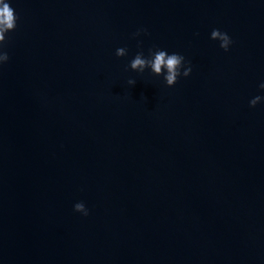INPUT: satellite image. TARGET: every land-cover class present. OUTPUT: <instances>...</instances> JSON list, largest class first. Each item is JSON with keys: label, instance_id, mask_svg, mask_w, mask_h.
I'll use <instances>...</instances> for the list:
<instances>
[{"label": "water", "instance_id": "water-1", "mask_svg": "<svg viewBox=\"0 0 264 264\" xmlns=\"http://www.w3.org/2000/svg\"><path fill=\"white\" fill-rule=\"evenodd\" d=\"M7 2L0 264H264V0Z\"/></svg>", "mask_w": 264, "mask_h": 264}, {"label": "clouds", "instance_id": "clouds-1", "mask_svg": "<svg viewBox=\"0 0 264 264\" xmlns=\"http://www.w3.org/2000/svg\"><path fill=\"white\" fill-rule=\"evenodd\" d=\"M17 17L15 15L14 9L10 6V3L7 0H0V45H3L5 42V34L9 31H12L16 28ZM140 31L146 32V29H141L134 35H139ZM211 39L219 40L220 47L225 51H228L230 44L232 43L231 38L227 33L221 32L219 29H213L211 32ZM116 55L118 57H123L127 55L126 48H118L116 50ZM9 56L7 52L0 51V63L7 62ZM185 58L184 56L172 53L169 54L165 50L157 49L152 51L149 49V56L146 58L143 51L138 52L134 59L130 62V68L133 71L144 72L146 68H150L152 73L157 75L164 74V79L167 86L171 87L177 83V79L181 76V68L184 65ZM166 69V74L162 73V70ZM191 66L186 67L182 73L184 77H188L191 73ZM131 85H135L134 80H129L128 82ZM264 89V83L260 85ZM262 99L261 96H256L250 101V106L255 107L258 102ZM74 210L80 212L83 215L87 216L88 210L82 202L76 203L74 205Z\"/></svg>", "mask_w": 264, "mask_h": 264}]
</instances>
